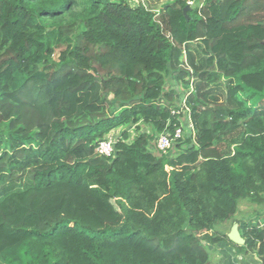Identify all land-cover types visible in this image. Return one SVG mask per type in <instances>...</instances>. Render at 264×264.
<instances>
[{
	"label": "trees",
	"instance_id": "16d2710c",
	"mask_svg": "<svg viewBox=\"0 0 264 264\" xmlns=\"http://www.w3.org/2000/svg\"><path fill=\"white\" fill-rule=\"evenodd\" d=\"M135 1L0 0V264H210L264 206V0Z\"/></svg>",
	"mask_w": 264,
	"mask_h": 264
},
{
	"label": "crops",
	"instance_id": "0c3cea01",
	"mask_svg": "<svg viewBox=\"0 0 264 264\" xmlns=\"http://www.w3.org/2000/svg\"><path fill=\"white\" fill-rule=\"evenodd\" d=\"M247 208L248 209L246 210L245 214L240 211L238 215H235L234 219L222 223L221 230L215 228V231L222 235H225L227 238L228 232L237 220L251 219L254 218L257 214H264V206L254 208V206L250 204V206ZM237 246L239 245L234 244L228 238L216 244L207 246L210 264H251L253 261L251 257L258 259L255 255L249 254L244 249H240ZM256 262L257 264H261L259 259L256 260Z\"/></svg>",
	"mask_w": 264,
	"mask_h": 264
},
{
	"label": "built area",
	"instance_id": "2783aa9c",
	"mask_svg": "<svg viewBox=\"0 0 264 264\" xmlns=\"http://www.w3.org/2000/svg\"><path fill=\"white\" fill-rule=\"evenodd\" d=\"M193 3L194 0H188L187 2L188 6L192 5ZM171 114L177 116L180 115L181 124L174 129L172 134L168 132H162L158 135L154 144L155 151L157 153H166L170 149L174 140L181 138L186 132H194L190 110L187 106L185 97H183L182 100L178 102L175 109L171 110ZM117 138L115 136L113 137L112 133H109L103 140L98 142L96 146V152L102 156H112L114 151V143L116 142Z\"/></svg>",
	"mask_w": 264,
	"mask_h": 264
},
{
	"label": "rangeland",
	"instance_id": "374dc122",
	"mask_svg": "<svg viewBox=\"0 0 264 264\" xmlns=\"http://www.w3.org/2000/svg\"><path fill=\"white\" fill-rule=\"evenodd\" d=\"M131 3L132 4H134V3H136V1L135 0H131ZM251 101V100H250ZM124 128H121V129H116V130H114V131H112L111 133L113 134V137L115 136L116 138L117 137H119L120 135H121V132H122V130H123ZM129 132H130V139H129V141L134 137V135H135V132L132 130V127H128V128H126ZM143 130H146V131H148V130H150V128L149 127H143ZM154 150H155V148H153ZM244 204V205H243ZM250 206V204L246 201V200H240L239 201V203H238V211H237V213H236V215H238L239 214V212L241 211L242 213H246V210L248 209L247 207H249ZM252 206H254V205H252ZM260 207H262V206H260ZM254 208H258L257 206H254ZM246 220H248V219H246ZM221 225H222V223L221 224H217V225H215L214 226V230H215V228H217V229H222V227H221ZM247 253H249V254H253V253H250V252H247ZM254 255V254H253ZM252 259H253V261H252V263L251 264H257V262H256V260H258V259H256V258H254V257H251Z\"/></svg>",
	"mask_w": 264,
	"mask_h": 264
},
{
	"label": "water",
	"instance_id": "95a60500",
	"mask_svg": "<svg viewBox=\"0 0 264 264\" xmlns=\"http://www.w3.org/2000/svg\"><path fill=\"white\" fill-rule=\"evenodd\" d=\"M189 9V6L186 5L183 8V13L186 14V11ZM227 238L233 242L236 245H243L244 244V239L241 237L239 230H238V225L237 223H234L230 229V231L227 234Z\"/></svg>",
	"mask_w": 264,
	"mask_h": 264
},
{
	"label": "clouds",
	"instance_id": "9594fccd",
	"mask_svg": "<svg viewBox=\"0 0 264 264\" xmlns=\"http://www.w3.org/2000/svg\"><path fill=\"white\" fill-rule=\"evenodd\" d=\"M188 5V4H187Z\"/></svg>",
	"mask_w": 264,
	"mask_h": 264
}]
</instances>
